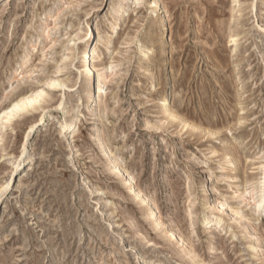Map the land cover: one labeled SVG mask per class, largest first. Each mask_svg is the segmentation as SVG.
<instances>
[{
  "label": "rangeland",
  "instance_id": "374dc122",
  "mask_svg": "<svg viewBox=\"0 0 264 264\" xmlns=\"http://www.w3.org/2000/svg\"><path fill=\"white\" fill-rule=\"evenodd\" d=\"M150 1L0 0V187L34 126L0 197V264H264V207L257 218L239 194L264 186V0H159L153 26ZM41 91L43 110L8 120Z\"/></svg>",
  "mask_w": 264,
  "mask_h": 264
},
{
  "label": "bare ground",
  "instance_id": "6f19581e",
  "mask_svg": "<svg viewBox=\"0 0 264 264\" xmlns=\"http://www.w3.org/2000/svg\"><path fill=\"white\" fill-rule=\"evenodd\" d=\"M160 9H161V7H160V4H159V0H152V1H150V4L148 6V11H149V15H150V20H151V25L152 26L153 25H157V24L159 25L161 23V19H162L161 17L162 16L160 15V13H161L160 12ZM128 18H129L128 9L121 10V12H119V14H117L116 17L114 18V20L110 23L111 30H115L117 28L120 29L122 27V25L125 23V21H128ZM85 25L88 28V31H89L88 34L89 35H92L90 33V28L88 27L90 24L86 20H85ZM112 34L113 33H107L106 34L107 35V38H111ZM77 38H80V37H76V39ZM150 47L151 46H148L146 48H143V49H145L144 55L146 54V52H149L150 51ZM31 48H32V46H31ZM89 51H90L89 48H87V49L85 48L83 50V54L81 55V58H82V61L81 62H82V67H83L82 70H85V71L87 70L88 72H91L92 68H91V65H90V53H89ZM27 55L28 54L26 52L24 54V56L22 57V60H25L26 58H28ZM92 56H94V55H92ZM93 58H95V61H98L99 56L97 55V53H95V56ZM99 61H100V59H99ZM95 66L98 67L97 70H101L100 75L102 73H104V72H102V70L104 68L103 67L99 68V66H100L99 63L96 64ZM89 80L91 82V77H89ZM50 82H51L50 85L52 87L53 86L56 87V86H61V85L63 86L64 85V83L61 82V81H59V80H54V81L51 80ZM93 86H92V88H93ZM91 91L92 90L90 88L87 89L86 92L88 94L87 95H84L86 100L91 99V98H89V96L91 95ZM44 94H46V93L43 92V91H41V92L35 93V94L31 95V96H23L19 100L13 102V104L9 107V109H5L3 111V113H6L8 120H10V118H12L15 115L28 114L31 111L37 110L38 108L39 109L41 108L43 110L44 109V106H42L40 104V100L41 99L44 100V96H43ZM92 97H93V95H92ZM62 103L60 102L59 105H58V107H60L62 105ZM169 104H170V99L168 100L167 97H166V99L163 102H161V105L160 106H161V108H164L165 109L164 112L167 113L168 116L172 118V117H174V113H172V111H170L168 109V106H170ZM61 113H62V111H61ZM78 116H81V114H79V113L77 114L76 113V110H75V113L72 114V116L70 117V119H68L66 121L63 118L62 122L60 121L61 122V130H62V132L66 133V130L67 129H68V131H72L75 128V126H76V124L78 122ZM41 120H42V117L39 119L38 122H35L34 124L39 123ZM33 127L34 126L31 125L30 128L28 129V131L24 135V142H23V146H22L20 155H16V156L12 157V161H11V164H10L11 168H10V171H9V176H8L7 180L0 187V197H1V195H3V193L6 191V189L11 184V181H12L15 173L20 169L21 165L24 163L23 160L28 156L25 153V144H26V142H27V140H28V138L30 136V133H31ZM98 135H100V133ZM101 136L102 135H100L98 138H100ZM102 138H103V136H102ZM106 151H107L106 146H103L102 145V152L106 154ZM108 156H109V153H108ZM109 162L112 164L113 170L114 169H117L119 171V175H120V178H121V183L123 185H125L129 191L132 192V194H133L134 198L136 199V201L138 202V204L144 209L145 214L146 215H149L150 217H153V219L157 222V223H155L156 226L157 225H162V223H161V221L159 219V214H157V215L154 214V210H153L154 209V207H153L154 204L152 205L151 200L149 199L148 195L145 192H143L141 189H139L138 187H136L135 182L130 177V173L126 169H123V168L119 167L118 166V163L115 160H113L112 158L109 159ZM236 167H239V166H237V162H235V158L233 157V168L235 169ZM200 172H201L200 168H197L196 167L195 173H200ZM192 176H194V175H192ZM234 176H235V180H237L238 179V174H235ZM205 182H204L203 179L201 180L200 192H201V199L202 200H204L208 196V194H209L208 193L209 192L208 184L207 183L205 184ZM255 182L256 181H248V183L250 185V190L249 191H246L245 190V191H243V192H241L239 194H240L241 197H243V200L244 201L247 200V204L252 203V205L250 206V208L253 211L252 213L253 214H256L257 215V218H258L259 216H262V209L264 207V186H262V184H261L259 187H256V185H254ZM223 205H224L223 203L219 202L218 204H215L214 207L211 208V210L212 211L213 210H215V211L216 210L217 211H221V210H223L222 209L223 208ZM232 211H234V214L242 213V212H239L238 210H233L232 209ZM204 219H205V221L203 220L204 221L203 224L209 222L208 216L205 217ZM177 237L175 236V238H177ZM177 239H178V242L181 243V245L184 244V242L181 240V238H177ZM256 249H258V248H256Z\"/></svg>",
  "mask_w": 264,
  "mask_h": 264
}]
</instances>
